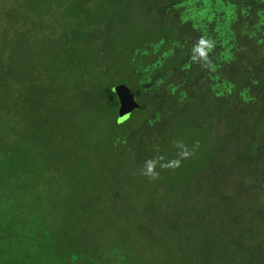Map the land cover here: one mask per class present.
<instances>
[{"label": "trees", "instance_id": "16d2710c", "mask_svg": "<svg viewBox=\"0 0 264 264\" xmlns=\"http://www.w3.org/2000/svg\"><path fill=\"white\" fill-rule=\"evenodd\" d=\"M190 28L209 44L220 37L221 68L192 64ZM174 68L184 78L220 69V89L171 85ZM118 85L136 103L123 115ZM180 141L199 147L179 168L141 174L146 160L177 159ZM227 146L241 165L264 154V0H0V264H146L134 245L161 219L182 229L176 242L236 248L248 234L258 244L253 194L234 214L223 196L207 213L191 208L189 189ZM263 251L251 264H264Z\"/></svg>", "mask_w": 264, "mask_h": 264}, {"label": "rangeland", "instance_id": "374dc122", "mask_svg": "<svg viewBox=\"0 0 264 264\" xmlns=\"http://www.w3.org/2000/svg\"><path fill=\"white\" fill-rule=\"evenodd\" d=\"M230 1V0H229ZM198 8H202V3H196ZM188 7L183 4L179 5L177 8L178 12L180 14H188L187 11ZM196 8H193L194 10ZM199 25L205 26L206 24L212 25L216 24L217 20L215 18H211L209 21L205 19V17L201 16L198 19ZM235 28V27H234ZM190 30H187V33L185 34V39L190 42L191 44V51L189 52L188 57L190 58V61L192 64H196L199 59L203 60V63L208 66V68H211V63L216 65V67L221 68L223 66V57L222 55L217 54L216 52L221 49V41L218 40L220 37L217 35H210L209 40L211 43L216 46L214 48L210 43V48L206 49L207 56L206 58L199 57L198 54L194 53L193 48L195 45H197L200 41V39L194 38L190 34ZM223 33H225V30L221 29ZM242 35V33H240ZM218 37V38H217ZM216 41L218 43H216ZM216 53V54H215ZM233 54L235 56H241L238 53H236L235 49L233 50ZM196 57L193 59V57ZM241 62H243L241 60ZM189 63V62H188ZM237 65V64H235ZM215 70V69H214ZM217 70V71H216ZM215 71H207L208 73H211L209 76L207 74H203L205 76L204 78L199 77H189L184 78L180 75V73H176V68H174V73L171 74H178L175 75V78L173 80V84L171 85H179L185 86L187 89L191 88V91H195L200 87H208V85L213 83L216 86V89H220L221 82L219 84L216 82L215 77L217 75L223 76V73L220 72V69H216ZM213 72H219L218 74H213ZM169 83V82H168ZM124 88V87H123ZM121 88V89H123ZM150 88L154 91H158L161 88H163V85L159 83V85H153L152 82L150 83ZM131 93V92H130ZM239 104V103H238ZM226 126H228L226 123L219 122L214 125V128L217 127V129H220L222 133L228 132L226 130ZM210 130V129H208ZM226 154L223 159H219V161L216 162L215 165H212L210 168L207 169V173L204 172L200 176L197 177L196 186L191 187L189 198L191 202L193 203L192 211L195 210H203L202 212L205 213L206 209L211 205L213 202L216 205H219L221 203L220 197L223 196V199H226L228 203L234 204L233 205V214L236 212L237 207L241 204L242 206L247 207L248 201L253 200V209L251 214L255 216V219L258 224L263 225L264 224V181L261 183L260 181L264 179V154L257 156V159H260L255 161L256 158H253L252 160L248 161V163L244 162L242 163L237 160V156L232 154L231 148L227 146L226 148ZM241 165L239 167V176L241 179H245L246 184L243 185L241 179L239 180H233L232 178H229L228 172L232 171L233 166L235 165ZM236 165V166H237ZM2 188H4L2 185H0V191L2 192ZM239 192V194H235L234 192ZM249 200L248 196L250 195ZM240 195V197H239ZM239 197V198H238ZM208 203V204H207ZM237 204V205H236ZM251 204V203H250ZM138 208H141V204H137ZM229 207H232L229 206ZM130 213H133V217L137 218V215L142 214V211H136L137 209L131 208V206L128 207ZM249 210V209H247ZM157 212V211H156ZM157 212L154 214L153 217L154 223L157 221L159 214ZM207 213V212H206ZM158 214V215H157ZM242 212L237 211L236 216L241 218ZM233 218V217H232ZM248 218V217H247ZM149 219V218H147ZM235 219V218H233ZM236 220V219H235ZM247 222V219H246ZM147 223V222H146ZM149 224V223H148ZM204 224L201 223V225ZM234 224V226H236ZM159 230H156L155 227L150 226L147 228V232H143L140 238H138L139 243L136 241L135 243V249L133 251L134 255H140L143 259H149V261H146V264H152L154 261V264H172L173 261H176L177 264H204L206 261L207 264H251V261L254 257L255 253H261L264 249V239H261L260 242L256 245H254V241L250 239V236L248 234L246 238H239V246H230L225 248H218L217 244L214 242L215 239L212 238H206L202 240V237L199 238V241H191L195 240V238L192 235V238L186 234L187 239H182L179 242H176L175 240L181 239L179 231L180 229L176 223V221L173 219H167V223L164 219H161L159 221ZM215 226V225H211ZM192 227V226H191ZM190 227V228H191ZM171 230L174 234V238L170 240L168 237H165V232L167 230ZM179 229V230H178ZM246 232V230H244ZM190 239V240H189ZM176 244V245H175ZM137 246L139 248H137ZM176 250H175V249ZM245 249V253L248 256L246 258V261H244V257H241L243 255V249ZM264 255V251L262 253ZM166 256H172V261H166ZM241 257V258H240ZM134 260L131 264H139V259L133 256ZM214 260L211 263V260ZM222 259L224 260L222 262ZM154 260V261H153Z\"/></svg>", "mask_w": 264, "mask_h": 264}, {"label": "clouds", "instance_id": "9594fccd", "mask_svg": "<svg viewBox=\"0 0 264 264\" xmlns=\"http://www.w3.org/2000/svg\"><path fill=\"white\" fill-rule=\"evenodd\" d=\"M210 48V44L201 39L197 45L194 46L193 51L194 53L198 54L199 57L206 58L207 51L206 49ZM196 57L194 56L193 59ZM176 147L180 149V151L177 153L178 158L173 159L167 162L165 161V157L158 156L155 159H149L146 160L143 166V169L141 170V174L150 180H157L159 178V172L156 171L157 164L159 163V166L161 169H172L175 170L181 166V163L183 160L190 158L192 155H194V151L196 148L199 147V143L196 142L193 145V149H189L182 141L176 142Z\"/></svg>", "mask_w": 264, "mask_h": 264}, {"label": "water", "instance_id": "95a60500", "mask_svg": "<svg viewBox=\"0 0 264 264\" xmlns=\"http://www.w3.org/2000/svg\"><path fill=\"white\" fill-rule=\"evenodd\" d=\"M114 91L119 103L118 108L122 115V111L127 112L128 110L136 106L135 100L132 94L130 93V90L124 85L116 86Z\"/></svg>", "mask_w": 264, "mask_h": 264}]
</instances>
